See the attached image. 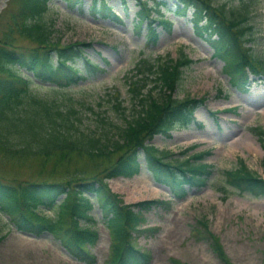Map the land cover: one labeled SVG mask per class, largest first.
Segmentation results:
<instances>
[{
	"label": "rangeland",
	"instance_id": "1",
	"mask_svg": "<svg viewBox=\"0 0 264 264\" xmlns=\"http://www.w3.org/2000/svg\"><path fill=\"white\" fill-rule=\"evenodd\" d=\"M163 1L165 4L158 8L159 12L154 11L153 17L171 20L172 27L169 31L157 22L158 39L151 45L146 39L147 21L139 28L134 26L139 9L136 0H106V5L121 17L120 22L93 15L92 0H82L81 4L49 0L44 16L53 24V39L61 45L90 43L84 47V55L100 70L91 72L78 59L76 66L86 78L76 86L56 88L32 78L31 90L39 96L64 99L71 104L77 110L80 129L112 135L132 112L124 79L126 72L141 56L154 58L160 54L176 58L182 50L195 62L182 69L175 96L205 98L204 104L194 111V118L202 127L193 123L176 126L169 136L157 134L150 143L168 150L171 153L168 157L178 160L210 150L202 159L191 158L195 163L211 164V177L204 186L188 188L183 199H176L167 186L153 179L141 152L136 175L118 176L106 182L122 205L159 200L145 211V221L132 233V244L152 255L150 264H172L171 258L181 264H264V197L239 193L226 184L223 175L224 170L238 167V160L242 159L250 170L264 178V149L257 135L249 131L250 126L264 129V80L250 75L249 91L245 94L233 88L222 70L223 59L214 54L205 35L194 32L192 8L181 14L175 0ZM223 2L236 10L249 0H213L215 5ZM22 4L23 0H6L0 9V50L8 48L24 53L39 50L42 54L45 49L21 35L17 27L16 22L23 18ZM248 5V23L253 26L251 53L264 61V0H252ZM49 54L52 62H56L54 51ZM0 76H6L1 69ZM152 94L158 96L159 90H153ZM116 100L122 108H116ZM108 163L76 154L66 159H58L57 155L41 158L0 147V181L16 185L48 176L50 182H74L80 174L98 175ZM46 213L53 215L48 210ZM90 214L96 221L91 226L99 233L97 243L91 247L96 258L94 264H105L110 250L109 233L96 203ZM197 219L206 223L221 251L216 247L213 252L206 239L192 237L191 227ZM0 230V264H86L72 257L52 235L22 233L2 213Z\"/></svg>",
	"mask_w": 264,
	"mask_h": 264
},
{
	"label": "trees",
	"instance_id": "2",
	"mask_svg": "<svg viewBox=\"0 0 264 264\" xmlns=\"http://www.w3.org/2000/svg\"><path fill=\"white\" fill-rule=\"evenodd\" d=\"M48 1L23 0L20 11L23 18L16 22L21 35L45 51L40 54L39 50L25 53L8 48L0 50V69L6 74L5 77L0 76V147L41 158L57 155L58 159H66L76 154L109 163L98 169V175L83 177L80 174L74 182L52 179L50 182L48 176L16 185L0 181V213L18 231L34 236L48 233L60 241L72 257L86 264H94L96 258L91 247L97 243L99 233L91 226L96 221L90 212L96 203L111 240L105 264H150L152 255L132 244V233L137 232L145 221V211L159 200L122 205L106 180L118 176L129 178L137 174L140 169L138 158L142 152L154 179L167 185L176 199L186 196L187 187H201L207 183L213 173L211 165L195 163L189 158L170 159L169 151L158 149L150 143L158 133L169 136L173 126H187L194 122L193 112L204 98L187 95L179 99L175 96L182 79V69L194 61L181 50L176 59L169 55L140 58L125 74L132 105L130 117L124 118V125L116 127L112 135L86 132L79 128L80 119L71 104L64 99L39 96L30 87L32 78L56 88L76 86L86 78L76 66L78 59L84 61L89 71L100 70L84 55V47L90 43L76 41L61 45L53 39V24L44 16ZM66 1L81 4V0ZM104 1L93 0L92 14L120 22V18ZM148 1L153 2L154 8L164 3L136 0L139 10L135 26L148 20L147 42L154 45L158 34L153 26L155 20L151 18L152 5ZM177 1L180 3L177 4L178 12L184 13L187 7L193 9L195 32L206 33L210 38L217 36L211 43L217 54L224 58V71L234 87L242 91L247 89L248 70L256 76L264 74L263 60L252 55L250 46H245L253 40V26L248 23L247 14L251 1L236 10L229 9L226 2L215 5L213 0ZM160 23L170 30L169 21L160 18ZM50 51H54L56 56L54 63ZM155 89L159 90L158 96L152 94ZM115 105L122 108L117 100ZM250 131L258 136L264 148V129L253 127ZM208 153L199 152L193 157L202 158ZM238 163L237 168L223 171L226 184L241 194L264 197V179L248 169L242 160ZM47 210L53 215H48ZM191 235L194 239H206L213 252L216 247L221 251L216 243L217 238L203 220H196L191 227ZM170 262L181 264L172 258Z\"/></svg>",
	"mask_w": 264,
	"mask_h": 264
},
{
	"label": "water",
	"instance_id": "3",
	"mask_svg": "<svg viewBox=\"0 0 264 264\" xmlns=\"http://www.w3.org/2000/svg\"><path fill=\"white\" fill-rule=\"evenodd\" d=\"M5 1H6V0H0V9H1V7L5 4Z\"/></svg>",
	"mask_w": 264,
	"mask_h": 264
},
{
	"label": "bare ground",
	"instance_id": "4",
	"mask_svg": "<svg viewBox=\"0 0 264 264\" xmlns=\"http://www.w3.org/2000/svg\"><path fill=\"white\" fill-rule=\"evenodd\" d=\"M142 185V184H141Z\"/></svg>",
	"mask_w": 264,
	"mask_h": 264
}]
</instances>
